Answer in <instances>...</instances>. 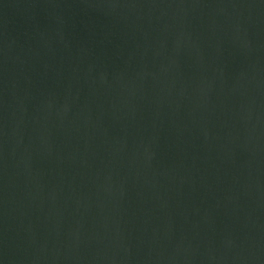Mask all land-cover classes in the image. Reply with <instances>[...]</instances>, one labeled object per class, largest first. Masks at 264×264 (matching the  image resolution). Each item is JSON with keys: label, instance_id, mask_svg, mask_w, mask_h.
Here are the masks:
<instances>
[{"label": "water", "instance_id": "water-1", "mask_svg": "<svg viewBox=\"0 0 264 264\" xmlns=\"http://www.w3.org/2000/svg\"><path fill=\"white\" fill-rule=\"evenodd\" d=\"M0 264H264V0H0Z\"/></svg>", "mask_w": 264, "mask_h": 264}]
</instances>
